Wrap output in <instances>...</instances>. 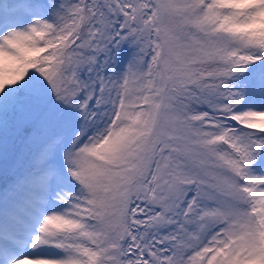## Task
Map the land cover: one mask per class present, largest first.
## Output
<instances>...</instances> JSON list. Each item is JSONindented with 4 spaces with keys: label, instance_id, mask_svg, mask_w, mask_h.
<instances>
[{
    "label": "snow or ice",
    "instance_id": "obj_1",
    "mask_svg": "<svg viewBox=\"0 0 264 264\" xmlns=\"http://www.w3.org/2000/svg\"><path fill=\"white\" fill-rule=\"evenodd\" d=\"M0 264H264V0H0Z\"/></svg>",
    "mask_w": 264,
    "mask_h": 264
}]
</instances>
